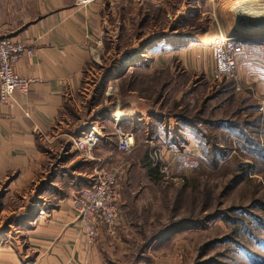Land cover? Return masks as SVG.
<instances>
[{
  "label": "rangeland",
  "instance_id": "rangeland-1",
  "mask_svg": "<svg viewBox=\"0 0 264 264\" xmlns=\"http://www.w3.org/2000/svg\"><path fill=\"white\" fill-rule=\"evenodd\" d=\"M256 5H264V0H120L114 4L104 0L98 44L89 45L92 59L85 83L62 113L59 133L66 136L58 142L66 151L94 124L111 133L118 110L136 111L127 117L136 122L144 116L149 125L120 126L134 133L137 147L131 155L124 157L113 142L99 146L98 154L96 147L87 160H93L95 153L109 172L122 165L116 194L117 199L119 192L124 195L129 210L117 200L122 215L119 227L126 226L125 220L132 224L128 230L102 231L111 242L119 236L123 242L122 247L112 243L105 248L102 264H264V161L246 159L238 149L244 146L264 153V86L256 77H248L245 57L237 56L250 49L254 58L264 59L259 48L264 46V31L253 26L248 27L257 34L238 29L240 21L252 22L246 13ZM36 11L37 1H0V39L11 38V33L33 23ZM257 21L262 24L258 28H264V22ZM223 36L237 64V79L216 74V56L223 45L216 40ZM188 117L224 123L258 120L259 133L254 137L260 144L252 146L234 136L230 146L222 147L231 151L229 155L217 167H209L189 127L179 132L183 142L172 143L178 125ZM64 122L72 128L65 130ZM167 123L173 131L170 140L162 137ZM217 138L221 143V135ZM189 139L194 143L188 144ZM149 143L164 150L166 161L178 154L170 177L152 167ZM53 150V163L63 162ZM232 157L233 163H227ZM16 178L10 174L0 182V249L14 252L28 247L27 209L32 202L40 206L44 202L33 201L37 182L14 188ZM54 182L63 191L70 187L59 179ZM50 184L40 187L41 196ZM52 193L46 196L51 197L46 206L58 205L60 199ZM74 198H68L71 206ZM73 224L78 225L74 216Z\"/></svg>",
  "mask_w": 264,
  "mask_h": 264
},
{
  "label": "crops",
  "instance_id": "crops-1",
  "mask_svg": "<svg viewBox=\"0 0 264 264\" xmlns=\"http://www.w3.org/2000/svg\"><path fill=\"white\" fill-rule=\"evenodd\" d=\"M0 1H37L36 17L33 23L9 35L14 41L25 44L33 51L31 57H23L16 65V73L26 79H35L37 82L26 96L16 94L8 105L2 107L0 182L10 174L17 175L12 186L14 188L37 182L35 185L39 187L34 189L36 191L33 201L44 200L42 206L32 202L27 209L29 219L24 226L30 227V229L25 228L28 247L24 251L16 250V252L11 248H1L0 264H102L108 252L105 248L112 243L113 246L122 247L123 242L120 236L119 239L111 242L107 236L103 235L104 232H101L97 242L89 248L79 226L73 224L74 213L70 205L71 200L69 201L68 198H74L80 189L90 186L95 172L107 169V165L102 162L104 159L95 154L100 149L98 147L114 142L117 149L115 135L117 123L126 121L134 123V119L131 120L127 115L137 112L132 111L128 114V111L127 113L118 111L126 115L122 119L112 118V132H104V139L98 144L94 159L91 161L82 160L73 145L65 151L58 140L66 136L59 132L63 129L60 118L68 100L73 94L79 92L85 83L86 68L92 59L89 45L97 40L101 33L104 0H96L85 6H78L77 0ZM108 1L114 4L115 1L120 0ZM252 22L242 20L238 29L242 28L240 32H243L242 25L247 30H251L248 26H253L254 29L264 31V28H258L261 25L255 26ZM252 32L243 33L253 34ZM259 48L264 51V46ZM252 54L253 52L247 49L237 56L245 57L244 66L248 67V77H256L264 86V59L254 58ZM140 122L145 126L149 125V121L144 116H139L135 123ZM64 124H66L65 130L72 128L67 122ZM80 124L82 125V122ZM170 124L167 123L168 131L165 128L162 134V137L167 140H170L168 136L173 132ZM187 143L194 142L189 139ZM53 149H57V157L59 160L63 159V162L53 163L56 161L54 158L51 159L54 156ZM56 179L70 186L68 188L66 185L67 191L58 189L54 182ZM51 182V186L46 187L47 192H42L41 196L40 187ZM52 192L57 193L60 199L55 207L54 205L46 206L51 201V197L49 196L50 200H47L46 196L53 195ZM122 199L124 195L121 193L120 196L119 192L117 200L125 206L124 209H127L128 206ZM44 208L47 213L46 219L41 220L37 225L30 226L32 219L34 220ZM125 223L126 226L121 225L120 228L118 225V228L122 231L123 228L128 230L132 224L129 220H125Z\"/></svg>",
  "mask_w": 264,
  "mask_h": 264
},
{
  "label": "built area",
  "instance_id": "built-area-1",
  "mask_svg": "<svg viewBox=\"0 0 264 264\" xmlns=\"http://www.w3.org/2000/svg\"><path fill=\"white\" fill-rule=\"evenodd\" d=\"M95 0H77L78 6H85ZM93 43L98 44L95 40ZM226 44V43H225ZM223 44L216 56V74L220 77L237 79V64L233 53L228 49L230 44ZM91 52V50H90ZM33 51L21 42L11 38L0 39V115L2 107L8 105L16 94L26 96L31 87L37 82L35 79H26L16 73V65L25 57H31ZM236 82V81H235ZM237 90H241L237 86ZM117 149L124 157L131 155L136 149L134 133L123 131L120 124L115 128ZM104 139V133L97 125L90 126L81 134V137L73 141L75 150L81 153L84 160H90L95 148ZM151 146L152 167L166 177L173 173V167L177 161V153L170 155V161L164 150ZM165 154V155H164ZM123 174L122 165L113 171H97L91 179V185L79 190L72 200L74 218L79 225L88 247H91L99 238L101 232L112 233L122 220L121 211L117 204V185ZM46 212L41 211L34 220V225L46 219Z\"/></svg>",
  "mask_w": 264,
  "mask_h": 264
},
{
  "label": "trees",
  "instance_id": "trees-1",
  "mask_svg": "<svg viewBox=\"0 0 264 264\" xmlns=\"http://www.w3.org/2000/svg\"><path fill=\"white\" fill-rule=\"evenodd\" d=\"M184 120H186L184 125H180V126L178 125L179 128L177 127L176 129L178 131L175 133V136H174L175 138L172 141V143L183 142L184 136L179 135V132L185 131V129L189 127L190 132L193 134L194 138L197 139L199 145L201 146L202 148L201 150L207 158L205 163H207L209 167H214V168L217 167L218 165L221 164V162H223V160L227 157V155H229L231 151L228 152L226 151V149L223 151L222 149L225 146L228 147L230 146V144H232V139L234 136H240V139L242 138V140H246L252 146H256L260 144L257 138L254 137L256 136L254 135L255 133L257 135L259 133L258 124L256 125L258 120H255V121L253 120L250 123H240V122H233V121H231V123H224V121L207 122V121H199L198 117L197 118L188 117V118H184ZM128 124L129 122L126 121V122L120 123V126L125 128V126ZM248 130H251V133H249ZM220 135L222 139L220 138L221 143H218L219 139L217 137ZM253 140H255V143H253ZM238 149L239 151L243 152L241 154L246 159L256 161L258 160L257 158H261L259 161H264V153L258 154L257 151L255 152L250 151L244 146H240ZM181 160H184V158ZM233 160H234V157H232L227 163L229 162L233 163ZM227 163H225L224 165H226ZM242 167L243 166H240V168ZM244 167H247V166H244Z\"/></svg>",
  "mask_w": 264,
  "mask_h": 264
},
{
  "label": "bare ground",
  "instance_id": "bare-ground-1",
  "mask_svg": "<svg viewBox=\"0 0 264 264\" xmlns=\"http://www.w3.org/2000/svg\"><path fill=\"white\" fill-rule=\"evenodd\" d=\"M249 1H256V0H249ZM253 7V6H252ZM250 10V11H249ZM246 18L248 19H251L253 22H254V25L255 26H262V24H259V22L257 21L258 19L261 20V22H264V5H256V8H250L248 9L247 13H246ZM248 19V20H249ZM253 25V24H252ZM239 30H242V28H239ZM253 31L252 33L253 34H257L254 29H251V30H247V29H244L243 28V32H251ZM218 43H221V44H225L228 40L225 36L219 38L216 40ZM215 41V42H216ZM119 111V110H118ZM119 114H117V116L115 117H119L120 119H122V117L126 114L124 113H120V112H117ZM127 113V111H126Z\"/></svg>",
  "mask_w": 264,
  "mask_h": 264
}]
</instances>
